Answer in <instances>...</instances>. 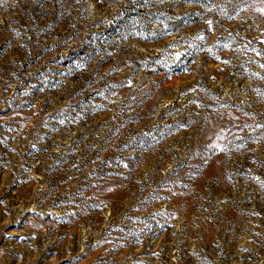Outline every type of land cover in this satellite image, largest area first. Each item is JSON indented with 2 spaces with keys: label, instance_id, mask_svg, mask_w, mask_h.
I'll list each match as a JSON object with an SVG mask.
<instances>
[{
  "label": "rangeland",
  "instance_id": "obj_1",
  "mask_svg": "<svg viewBox=\"0 0 264 264\" xmlns=\"http://www.w3.org/2000/svg\"><path fill=\"white\" fill-rule=\"evenodd\" d=\"M264 0H0V264H264Z\"/></svg>",
  "mask_w": 264,
  "mask_h": 264
},
{
  "label": "snow or ice",
  "instance_id": "obj_2",
  "mask_svg": "<svg viewBox=\"0 0 264 264\" xmlns=\"http://www.w3.org/2000/svg\"><path fill=\"white\" fill-rule=\"evenodd\" d=\"M261 11H264V9H261Z\"/></svg>",
  "mask_w": 264,
  "mask_h": 264
}]
</instances>
